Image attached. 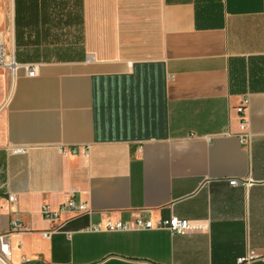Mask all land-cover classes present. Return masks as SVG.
<instances>
[{
	"label": "crops",
	"instance_id": "crops-1",
	"mask_svg": "<svg viewBox=\"0 0 264 264\" xmlns=\"http://www.w3.org/2000/svg\"><path fill=\"white\" fill-rule=\"evenodd\" d=\"M0 44L10 264H264V0H0Z\"/></svg>",
	"mask_w": 264,
	"mask_h": 264
},
{
	"label": "built area",
	"instance_id": "built-area-1",
	"mask_svg": "<svg viewBox=\"0 0 264 264\" xmlns=\"http://www.w3.org/2000/svg\"><path fill=\"white\" fill-rule=\"evenodd\" d=\"M20 67L19 62L16 60L13 54H10L6 51L3 44H0V69L8 70L12 76H15ZM28 76L34 77L36 75V68H30L27 70ZM248 102L245 101V105L239 108L240 114L245 118L246 108ZM241 129H247V122L243 119L241 123ZM23 149L17 150V152H23ZM231 186H238L239 182L234 180L230 182ZM75 193L73 192L71 197L62 205L61 212H76V213H88V206L84 203H78L74 198ZM15 197H10V201L14 202ZM44 217L49 222H54L58 214L53 213L49 207L43 208L42 211ZM22 227L17 220L12 222V230H18ZM97 231L103 230L101 226H96L94 228ZM105 230L110 232L117 231H130L133 229H142V230H151V229H164L170 231L172 234H186L191 231H201L203 226L192 224L187 220L180 219L178 217H172L169 220H161L157 223L152 222L151 220L138 219L135 224H130L128 222H107ZM60 232V229H55L49 232L44 233L46 238H50L52 234ZM12 256L11 247L9 244L7 235H0V264H10V259ZM257 257L255 252H251L246 258L240 259L238 264H250Z\"/></svg>",
	"mask_w": 264,
	"mask_h": 264
}]
</instances>
